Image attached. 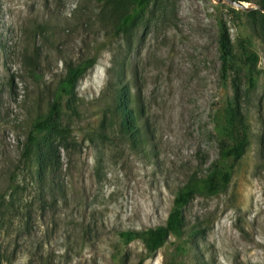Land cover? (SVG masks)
<instances>
[{
  "label": "rangeland",
  "instance_id": "rangeland-1",
  "mask_svg": "<svg viewBox=\"0 0 264 264\" xmlns=\"http://www.w3.org/2000/svg\"><path fill=\"white\" fill-rule=\"evenodd\" d=\"M118 1L0 0V264L142 262L145 242L120 233L166 225L180 188L220 158L234 100L221 27L246 71L244 46L259 57L253 82L243 78L250 142L228 182L219 174L185 207L184 235L143 264H264V21L216 0H153L123 29ZM89 57L60 103L59 163L40 176L23 157L29 132L68 66ZM119 83L138 111L137 143L113 114Z\"/></svg>",
  "mask_w": 264,
  "mask_h": 264
},
{
  "label": "trees",
  "instance_id": "trees-1",
  "mask_svg": "<svg viewBox=\"0 0 264 264\" xmlns=\"http://www.w3.org/2000/svg\"><path fill=\"white\" fill-rule=\"evenodd\" d=\"M111 1L112 0H106L107 3ZM152 1L153 0L118 1V5H114L112 7L121 8L125 14L120 21L121 24L119 27H121L123 24L122 28L125 29L129 26V24L136 25L137 22L142 19L144 10L150 5ZM239 1L254 3L264 7V0ZM127 3L135 6L134 12L127 11ZM234 10L241 11L246 17L254 21H264V12L261 10L242 11V9L238 10L235 7ZM219 44L223 77L226 79L227 76L233 75L234 78V100L228 104L225 111L226 137L220 144V158L213 164V170L210 172L208 177L200 178L196 175L195 177L191 178L182 188H180L174 200L173 208L170 212L166 225L142 231L132 230L120 233L121 237L124 239L133 240L140 238L145 242L147 256L140 264H143L146 258L158 252V250L162 248L168 241L170 235H184L186 230V220L184 215L185 207L191 202L198 192L211 190L215 184L219 185L216 180L219 174L224 176L225 182H228L233 169L232 164L229 165V163L240 160L247 151L250 137L247 116L243 110V78L246 74H249L250 80L253 82V71L259 62V57L255 53L249 54L245 45V64H251L249 70L246 71V68L241 65V62L237 61L236 59L234 60V44L227 27L220 28ZM95 64L96 58L89 57L81 60L76 65H69L66 76L60 82L59 91L54 104L51 105L47 114L36 119L32 125L25 143L23 157L35 159L38 164L40 176L46 175V173L51 170H55L60 159L57 147L58 138L69 135L67 128H65L57 120L62 108L60 103L64 97H71L75 93L80 79ZM115 92L116 96L113 114L114 116L118 115L121 117L122 133L126 137H129L134 143H137L138 135L141 131L139 123L140 121L138 118V111L136 110L131 98L130 88L123 83H119L115 89ZM221 164L229 165V167L221 172L219 168Z\"/></svg>",
  "mask_w": 264,
  "mask_h": 264
},
{
  "label": "water",
  "instance_id": "water-1",
  "mask_svg": "<svg viewBox=\"0 0 264 264\" xmlns=\"http://www.w3.org/2000/svg\"><path fill=\"white\" fill-rule=\"evenodd\" d=\"M218 3L226 2L229 5L237 8L242 9L245 11H251V10H261L264 12V7L260 5H247V3L239 1V0H216Z\"/></svg>",
  "mask_w": 264,
  "mask_h": 264
}]
</instances>
